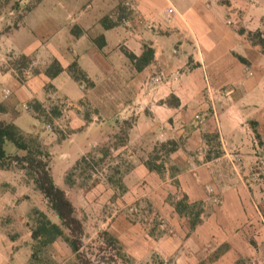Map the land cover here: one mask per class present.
I'll return each instance as SVG.
<instances>
[{
	"label": "crops",
	"instance_id": "crops-1",
	"mask_svg": "<svg viewBox=\"0 0 264 264\" xmlns=\"http://www.w3.org/2000/svg\"><path fill=\"white\" fill-rule=\"evenodd\" d=\"M16 1L22 6L2 24L1 54L56 60L62 71L20 84L0 63V91L9 93L0 92V103L39 100L49 84L74 103L88 99L105 122L134 117L127 147L141 152L115 203L147 205L165 232L152 236L155 224L134 225L121 211L109 232L139 262L176 252L171 264H264V176L251 174L264 157V0ZM73 62L88 87L69 74ZM167 142L176 149L158 173L148 155ZM8 185L0 182V264H29L30 232L21 230L35 205ZM101 189L81 204L65 193L74 208L109 204L114 191ZM195 206L193 219L182 213ZM5 217L18 229L7 231Z\"/></svg>",
	"mask_w": 264,
	"mask_h": 264
},
{
	"label": "rangeland",
	"instance_id": "rangeland-1",
	"mask_svg": "<svg viewBox=\"0 0 264 264\" xmlns=\"http://www.w3.org/2000/svg\"><path fill=\"white\" fill-rule=\"evenodd\" d=\"M18 6L22 5L16 0H0V35L6 30L2 28L5 18L9 17L12 9ZM18 16L20 13L15 18ZM18 39L19 37L15 38V41ZM1 48L2 46H0L1 70L12 69L20 84H25L33 76L45 71L53 62V60L46 62L42 58L35 62L29 58L30 61L27 62L21 59V55H14L9 50L1 54ZM72 71L74 74H78L77 70ZM73 80L86 87L89 85L86 78L81 81ZM44 90L43 98L32 99L20 106H7L0 103V106H3V110H0V121L13 124L17 121L18 126L15 125L26 136L40 142L43 150L49 153L47 163L54 184L61 187L64 192H69L77 203H83L89 192L93 191L97 185L100 186L101 191V185L108 186L114 191V195L106 205L90 206L87 201L85 207H73L74 217L81 222L83 228V234L79 238L82 245L79 251L80 258H77L78 255L71 250L64 238H57L53 245L51 243L46 247H40L32 239V231L36 227L35 221L38 218L34 214V210H39L45 215L51 214L47 201L36 189L24 169L14 164L8 169H0V182H8L12 186V188L9 185L5 187L6 191L15 189L18 196H25L35 205L29 212L26 228L23 226L21 230L30 232V244L35 257L33 259L32 254L29 264H171L180 258L181 254L176 252L166 257H161L153 252L146 261L139 262L127 251V246L108 230V224L111 221L109 219L113 218L116 211H121L134 225L146 219L149 223L155 224L151 227L152 229L148 230L152 236L162 237L161 235L165 232L164 228H158V224H156L158 221L147 205L131 204L120 210V206L115 203V198L126 192L123 178L133 167L135 156L141 152L136 147H127L128 134L133 127L134 117L130 116L124 120L119 114L116 119H111L108 123L105 122L106 120H102L104 114L100 115V110L93 108L88 99L83 98L81 102L74 103L67 97L59 96L49 84L44 87ZM0 92L4 98L9 95L4 89H1ZM106 111L102 110V113H106ZM168 149L169 147L163 149L161 144H157L154 150L149 153L146 164L158 173H162L164 164L168 162ZM82 156H86L87 160L80 164L73 173V185L65 184L64 178ZM236 159L238 160L236 163L239 164L240 158ZM235 166L237 165L235 164ZM251 174L256 177L264 176V157L262 164L255 166ZM102 192L99 191V194L107 191ZM93 208H96V211ZM196 212H198L197 206L191 210L182 211L183 214L189 215L190 219L194 218L192 213ZM2 222L7 231L13 232L18 229L13 223L14 220L9 217L3 218ZM64 232L70 239H73V235L69 231L64 229ZM102 232L109 233L117 240L118 245L108 239L99 238ZM74 236L77 237V235ZM220 253H222V248L217 250L216 255Z\"/></svg>",
	"mask_w": 264,
	"mask_h": 264
},
{
	"label": "trees",
	"instance_id": "trees-1",
	"mask_svg": "<svg viewBox=\"0 0 264 264\" xmlns=\"http://www.w3.org/2000/svg\"><path fill=\"white\" fill-rule=\"evenodd\" d=\"M21 59L27 62L30 61V59L24 55H21ZM72 70H77L78 74H74ZM61 71L62 68L60 64L56 60H53L45 69L44 74L49 78H53ZM68 72L76 81L85 79V75L75 62L68 67ZM0 110H3V106H0ZM166 147H169L167 153H170L176 149V144L174 142L161 144V148L164 149ZM48 158L49 153L43 150L40 142L26 136L15 124L0 121V169H8L13 166V164L24 169L35 184L36 189L46 199L49 209L59 219V224H55L51 222L45 213L34 210V214L38 218L35 221L36 227L32 231V239L36 241L40 247H46L57 238H64L71 250L78 255L77 258H80L79 251L82 245L79 238L83 234L82 224L74 217L73 206L65 192L54 184L47 163ZM86 160L87 157L82 156L80 160L76 162L75 166L64 178L65 184L69 186L73 185V173L76 171V168ZM64 229L73 235V239H70L65 234ZM74 235H77V237ZM99 238L108 239L110 242L117 244V240L111 237L107 232H102ZM34 257L35 254L33 253V259Z\"/></svg>",
	"mask_w": 264,
	"mask_h": 264
},
{
	"label": "built area",
	"instance_id": "built-area-1",
	"mask_svg": "<svg viewBox=\"0 0 264 264\" xmlns=\"http://www.w3.org/2000/svg\"><path fill=\"white\" fill-rule=\"evenodd\" d=\"M173 13H174L173 9H172V8H168L167 10H165L163 16L165 17V19H166L167 21H169V17H170V15L173 14ZM139 23H140V24H143L144 27H146V28H148V29L153 28V25H152V24H146V23H143L142 21H140Z\"/></svg>",
	"mask_w": 264,
	"mask_h": 264
}]
</instances>
